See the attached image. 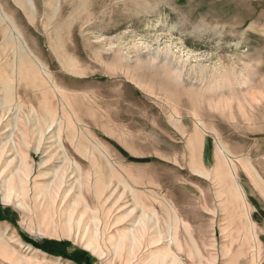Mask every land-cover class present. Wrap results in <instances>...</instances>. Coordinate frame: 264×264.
Segmentation results:
<instances>
[{
  "label": "rangeland",
  "instance_id": "rangeland-1",
  "mask_svg": "<svg viewBox=\"0 0 264 264\" xmlns=\"http://www.w3.org/2000/svg\"><path fill=\"white\" fill-rule=\"evenodd\" d=\"M0 264H264V0H0Z\"/></svg>",
  "mask_w": 264,
  "mask_h": 264
}]
</instances>
